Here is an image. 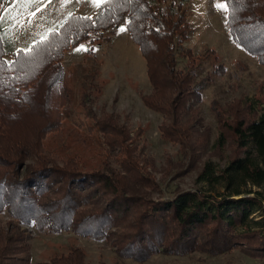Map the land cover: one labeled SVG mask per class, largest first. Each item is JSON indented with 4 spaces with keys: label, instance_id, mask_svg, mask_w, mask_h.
<instances>
[{
    "label": "trees",
    "instance_id": "1",
    "mask_svg": "<svg viewBox=\"0 0 264 264\" xmlns=\"http://www.w3.org/2000/svg\"><path fill=\"white\" fill-rule=\"evenodd\" d=\"M220 1L228 3L233 41L264 65V0ZM101 6L93 16L71 13L43 40L8 58L0 31V264H32L31 235L21 224L102 241L138 261L159 252L216 255L233 248L263 257L264 223L249 219L262 201L257 194L235 195L248 183H264V102L211 101L215 147L227 146L231 155L223 169L206 161L197 180H223L228 192L222 197L157 179L153 162L137 151L143 127L132 132L119 114L98 115L89 103L99 89L95 45L110 41L119 27L139 45L151 84L143 103L162 117L160 138L178 145L189 166L210 140L200 100L226 64L214 47L196 53L185 44L192 23L182 0H104ZM83 42L89 43L85 61L64 78L65 52ZM75 116L88 131L72 126L84 136L62 139L60 126ZM5 214L9 221H2ZM37 264L92 263L82 245L72 244Z\"/></svg>",
    "mask_w": 264,
    "mask_h": 264
},
{
    "label": "rangeland",
    "instance_id": "2",
    "mask_svg": "<svg viewBox=\"0 0 264 264\" xmlns=\"http://www.w3.org/2000/svg\"><path fill=\"white\" fill-rule=\"evenodd\" d=\"M103 1L100 0L97 4L93 3V0H0V31L2 45L8 50L6 57H12L15 52L26 50L37 41L43 40L51 30L59 28L71 13L92 16L100 14L103 11ZM183 3L188 7L192 23L190 36L185 44L193 47L196 53L214 47L226 64V70L215 76L200 100L203 126L209 128L210 140L205 146L197 149L196 157L192 161L194 165H187L190 163L189 158L178 156V145L160 138L159 123L162 117L147 107L142 100V94L151 89L146 73V60L139 45L124 27L116 29L110 41L94 47L98 61L95 81L99 89L92 91V100L89 103L98 115L103 111L119 114L120 121L125 122L132 132L140 126L143 127L138 138L137 151L142 160L150 159L153 162L151 169L157 179L164 178L173 188L177 185L182 189L195 187L219 195L228 192L223 180L218 183L197 180L198 173L206 161H212L218 169H223L228 165L231 155L229 147H215L218 125L210 107L211 101L217 98L224 104L239 98L243 101L251 100L255 106L260 104V99L264 102V65L243 51L231 38L225 11L217 7L223 2L185 0ZM88 45V42H83L65 52L62 59L64 78L75 63L85 61ZM196 102L198 101L193 100L194 104ZM63 107H67V103ZM80 120L79 116H75L72 119L73 124L62 123L59 129L62 139L68 134L78 133L73 127L88 131L86 124L80 123ZM82 120L86 121V118ZM180 169L185 171L175 175ZM168 172L170 173L166 175ZM244 190L245 192L235 196L257 194L262 201V204L250 213V222L261 220L264 223V183H248ZM10 219L7 214L2 216L4 222ZM21 225L31 235L32 264L66 251L72 244L82 245L92 264H264V256H251L239 248L216 255H208L198 250H191L190 253L182 255L159 252L138 261L132 257L118 256L111 245L102 241L87 240L66 231L55 235L41 233L36 228Z\"/></svg>",
    "mask_w": 264,
    "mask_h": 264
},
{
    "label": "snow or ice",
    "instance_id": "3",
    "mask_svg": "<svg viewBox=\"0 0 264 264\" xmlns=\"http://www.w3.org/2000/svg\"><path fill=\"white\" fill-rule=\"evenodd\" d=\"M29 2H36V0H29ZM100 0H93V3H99ZM218 8L224 10V11H228V3H222V4H218L217 5ZM122 30H125V29H122Z\"/></svg>",
    "mask_w": 264,
    "mask_h": 264
},
{
    "label": "built area",
    "instance_id": "4",
    "mask_svg": "<svg viewBox=\"0 0 264 264\" xmlns=\"http://www.w3.org/2000/svg\"><path fill=\"white\" fill-rule=\"evenodd\" d=\"M184 1H185V0H182V2H184ZM172 9H173V11H176V10H178V5H177V4H176V5H174Z\"/></svg>",
    "mask_w": 264,
    "mask_h": 264
}]
</instances>
